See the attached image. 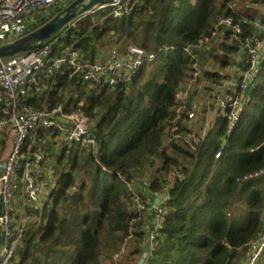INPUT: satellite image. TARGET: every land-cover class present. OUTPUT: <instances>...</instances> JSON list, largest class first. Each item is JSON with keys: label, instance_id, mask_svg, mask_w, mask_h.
Segmentation results:
<instances>
[{"label": "trees", "instance_id": "16d2710c", "mask_svg": "<svg viewBox=\"0 0 264 264\" xmlns=\"http://www.w3.org/2000/svg\"><path fill=\"white\" fill-rule=\"evenodd\" d=\"M237 1L244 0H145L129 14L110 17L97 27L94 19L107 11L89 13L70 28L64 44L80 37L77 46L89 59L116 44L148 51L170 48L146 62L133 83L115 89L59 77L52 102L70 96V108L81 106L97 119L99 160L79 143L61 144L53 155L55 186L43 211L31 213L11 264H101L119 250L133 215L126 205V183L117 171L127 178H145L148 189L166 194L167 212L146 264H241V248L260 232L264 216V60L225 144L226 123L220 117L197 151L179 140L165 141L174 120L176 90L190 77V57L183 46L209 33L220 15L242 18L241 35L225 28L223 39L210 49L209 58L224 68L252 33L254 20L261 16L264 22L259 10L237 11ZM209 62L206 76L221 77ZM150 168L149 179L145 175ZM175 169L183 178L166 190L163 178ZM143 181L138 184L141 192ZM146 234L135 233L123 264L138 263Z\"/></svg>", "mask_w": 264, "mask_h": 264}, {"label": "built area", "instance_id": "2783aa9c", "mask_svg": "<svg viewBox=\"0 0 264 264\" xmlns=\"http://www.w3.org/2000/svg\"><path fill=\"white\" fill-rule=\"evenodd\" d=\"M72 1L0 0V45L32 32L26 31L29 25L27 20L32 18L33 22V17L42 10L62 9ZM144 1L111 0L95 7L91 13L107 11L103 21L110 17L120 18ZM78 20L69 23L38 48L0 58V231L3 235L0 264L12 263L23 241L31 213L43 211L56 183L53 155L59 151L61 144L79 143L99 160L95 127L97 119L90 117L81 106L70 108V96L63 101L52 102L51 93L59 77L115 89L118 85L133 83L146 62L155 60L158 53L170 48L148 51L130 44L124 56H119L111 48L108 60H101L102 56L89 59L77 46L80 37L75 36L71 44L63 42ZM243 23L242 18L220 15L209 33L183 46L190 57V77L176 90L174 120L165 134L167 143L179 140L188 149L197 151L213 127L212 116L215 112L226 123L223 144L236 127L259 80L264 60V22L254 21L252 33L244 37L240 49L245 51L246 57L236 71L229 70L219 78H210L206 76L205 57L211 52V47L223 39V29L228 28L238 36L244 32ZM196 49H204V56L201 57ZM59 135L63 139L60 140ZM223 146L216 157L221 155ZM117 174L126 183L129 193L126 205L133 216L121 247L111 257L102 258L101 264H123L128 246L138 231L147 234L145 249L137 264H146L156 248L166 207L163 199L158 205L146 202L138 188L140 179L127 178L119 171ZM181 178L183 173L179 169L172 171L163 178L167 181L165 189L171 188L175 180ZM144 185L149 186V182L145 181ZM153 193L156 196L165 194L164 191ZM148 213L155 219L151 227L145 218ZM241 251L246 253V264L262 263L264 216L260 232Z\"/></svg>", "mask_w": 264, "mask_h": 264}, {"label": "water", "instance_id": "95a60500", "mask_svg": "<svg viewBox=\"0 0 264 264\" xmlns=\"http://www.w3.org/2000/svg\"><path fill=\"white\" fill-rule=\"evenodd\" d=\"M110 2L111 0H73L37 29L13 42L1 44L0 58L13 56L40 47L45 41L65 28L69 23L91 13L95 7ZM196 52L203 57L205 50L196 49ZM76 176L79 177V173H76ZM163 197L166 198V194H160V198L163 199ZM2 239L3 235L0 231V244Z\"/></svg>", "mask_w": 264, "mask_h": 264}, {"label": "rangeland", "instance_id": "374dc122", "mask_svg": "<svg viewBox=\"0 0 264 264\" xmlns=\"http://www.w3.org/2000/svg\"><path fill=\"white\" fill-rule=\"evenodd\" d=\"M57 8H51V9H48V10H42L41 12H39L38 14H36L35 17H33V22H32V18L28 19L27 20V30L26 31H32L34 30L35 28H37L40 23L42 22L43 19H48L49 17H53L54 13L57 12ZM255 10V7H252L251 10L249 9L248 11L250 12H253ZM104 19V17H102L100 20L97 21V18L94 19V26L93 27H97L99 26V22H102ZM115 49L117 52H118V55L119 56H124V51H125V48H123L122 44H116L114 45L113 47H110L109 49L107 50H104V48L102 49L104 53L106 54H102V59L101 60H108L110 57H111V53H112V49ZM111 49V50H110ZM210 56V53L207 55V57ZM210 61L208 64L209 66L213 67V68H219L218 67V64L215 63L213 61V59L209 58ZM219 117L220 115L215 112L214 115L212 116V124L214 125L216 123V121L219 120ZM59 139H63V137L61 135H59ZM62 142V141H61ZM149 173H146V178H149L150 179V176H151V172H152V168H150V170L148 171ZM141 181H143L142 179H140ZM147 181L145 180L144 178V181L142 184H144V182ZM148 182V181H147ZM143 193V196L146 200V202L149 204V205H152V204H160L162 203V199L160 198V196H156L151 190H149L148 188H145L144 191L142 192Z\"/></svg>", "mask_w": 264, "mask_h": 264}, {"label": "crops", "instance_id": "0c3cea01", "mask_svg": "<svg viewBox=\"0 0 264 264\" xmlns=\"http://www.w3.org/2000/svg\"><path fill=\"white\" fill-rule=\"evenodd\" d=\"M236 3V2H235ZM235 8L237 11H245L246 9H250L252 7H255V10H259L261 11L262 13H264V5L260 4V1H257V2H254V0H244L243 2H239L237 1V3L235 4ZM262 21V17L261 16H258L254 21ZM245 51L243 50H239L233 57L232 61H231V64L227 67H224V68H214L215 70H217L219 72L220 75H223V74H227V71L229 70H235L236 71V67L242 65L245 61ZM208 59L209 57H205V64H207L208 62ZM210 68H213L211 66H209ZM148 181V180H147ZM141 185L143 186H140L142 191H144L145 188H148V186L142 184L141 182ZM150 190V189H149ZM146 217V220L148 221V224L149 226L151 227L152 225H154L155 223V219H154V216H152L151 214H146L145 215ZM247 262V256H246V253L243 252V256L241 258V264H246ZM261 264H264V259L262 260V263Z\"/></svg>", "mask_w": 264, "mask_h": 264}]
</instances>
